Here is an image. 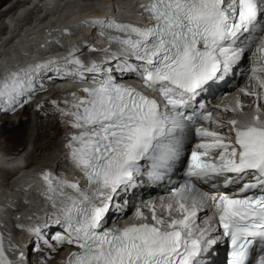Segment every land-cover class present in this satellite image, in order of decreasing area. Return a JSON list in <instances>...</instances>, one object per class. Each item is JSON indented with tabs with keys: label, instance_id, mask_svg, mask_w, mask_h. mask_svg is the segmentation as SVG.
Instances as JSON below:
<instances>
[{
	"label": "snow or ice",
	"instance_id": "obj_1",
	"mask_svg": "<svg viewBox=\"0 0 264 264\" xmlns=\"http://www.w3.org/2000/svg\"><path fill=\"white\" fill-rule=\"evenodd\" d=\"M138 7L146 22L111 16L87 22L110 45L89 47L101 56L82 59L85 53L78 57L73 50L65 58L71 68L62 78L92 83L80 89L83 97L71 93L75 111L57 108L70 117L67 123L75 131L67 134L64 147L86 183L41 174L55 212L43 225L27 228L37 238L36 250L74 246L64 264H213L212 253L224 243L227 264H264L261 109L257 106L250 120L227 121L224 134L218 130L224 123L201 100L235 74L254 45L248 69L253 90L240 91L261 98L264 0H147ZM58 63L9 73L0 82V110L28 103L30 96L21 98L35 90L33 74ZM236 107L243 105L237 101ZM193 133L200 142L185 162L181 153ZM185 163L182 181L167 188L170 199L142 201L132 221L119 226L138 190L171 183L177 165ZM110 213L119 214L111 227ZM57 227L62 231L51 237L43 231ZM19 259L25 260L23 252ZM0 264H13L2 235Z\"/></svg>",
	"mask_w": 264,
	"mask_h": 264
},
{
	"label": "bare ground",
	"instance_id": "obj_2",
	"mask_svg": "<svg viewBox=\"0 0 264 264\" xmlns=\"http://www.w3.org/2000/svg\"><path fill=\"white\" fill-rule=\"evenodd\" d=\"M2 1H5V0H0V3ZM7 1L8 0H6L5 2ZM81 1H84V0H19L18 4H16V6H13L10 11V6L14 5L15 2H17V0H9L6 3V5L9 6L10 14L6 13L3 16L0 14V66L2 64H4V66H7V64H9L10 62L16 61L19 57H21V60H24L25 62H27V65L33 64L34 62H36V64L38 63L46 64L48 60L50 59H57L60 57L67 58L69 54L71 53V51H73L72 47L65 48V49H59L57 46L56 49L51 50V52L49 53H46L44 52L43 47H40L39 45H37L36 37L41 34H44L45 29L48 25L54 26L56 24H59L60 26L67 25L69 27H73L77 20H80L81 18L91 13L92 10L83 11L82 9H80V4L87 3V2H81ZM100 3L98 2L94 3V0H92V2H90L88 5L91 6L94 4V5L99 6L101 4L104 5L108 2H105V3L102 2L101 4ZM119 3L121 4V6L118 9L119 13L124 14L126 10L129 12L134 11V8L139 3V1L138 0L137 1L136 0H124L123 2H119ZM3 6H5V4ZM90 9H92V7ZM89 45H90L89 41L88 40L85 41L83 43V48L81 49V51L85 52ZM59 64L65 66V61L59 62L56 65H59ZM9 68H12V67H9ZM83 87H87V84L80 82V83H77L73 89L67 90L63 88L60 90H56L53 93L54 95L56 93L57 94L59 93L60 94L59 96H63V98L60 100L61 108L70 109L72 111H75L74 109L71 108V103L73 102V97L71 93L76 92L77 97H82L83 92H81L80 89ZM42 91H44V88L42 86H39L37 91L31 92V94L28 95L24 100H28L29 96L31 99L33 98L32 97L33 94L36 95L38 93H41ZM250 97L251 95H244L242 103L244 104L249 103L251 100ZM241 99L242 97L238 101L240 102ZM37 101L39 100H36L34 103H36ZM65 101H68L69 103L65 104ZM44 103L45 102L43 101L40 104L43 105ZM226 105L231 106V107L234 106L233 100H230V99L227 100ZM18 107L21 108L20 106ZM17 108H15L14 110H9V113L11 112L12 115L18 117L19 112L16 111ZM26 111H28V107L26 108L25 106H23V113H25ZM3 114L6 116V118L4 119L0 118V122H1L0 123V134L6 137V139L10 141V143L14 144V146L15 145H17L18 147L24 146V139H25L24 137L27 135V132H28L27 124L29 123V121L28 120H26L25 122L19 121L17 124H14L13 123L14 121H11V119L9 118L10 115L8 114L7 111H3ZM58 114H60V112ZM59 116H60L61 126H65L64 128H67V130H65L66 134H68L71 131H75L71 129L69 127V124L67 123L70 117H63L61 116V114ZM39 117H40L39 118L40 121H42L43 117L42 116H39ZM38 137H41L40 134L38 135ZM65 139L66 140L63 139L62 142L60 143L59 145L60 147L61 145L66 143L67 135ZM59 151L61 152V154L65 153L64 155L67 156V149L64 146H62V148H60ZM22 158L23 157L18 158V159L16 158L12 161H5V162L1 160L0 158V165L6 167L5 171L0 170V177L3 172L8 173V176H9L8 178L15 176L20 170V168L17 167V163L19 162L21 163ZM51 161H53V158ZM72 169H73V175L75 176L76 172H74V167H72ZM43 172L44 170L41 171V173H39L38 175L32 176L26 180L24 179L15 180L11 185L18 186L20 188H26V185L30 181H32L36 177L41 178V174ZM2 179L4 180L5 178H2ZM40 180L44 184V181L42 180V178ZM30 189L31 187L29 189L24 190V192L26 191L28 194H30L29 192ZM41 190L42 189L40 188L37 189V191H41ZM18 193L19 191H14L12 189H6L5 193H0V203L5 204V206L7 207L12 206L14 202L11 201V199L17 196ZM34 196H35L34 194H32V197L28 195V199H30V201H33ZM7 207H5L3 210L0 209V228L2 229V232H3L5 252L9 254L10 258H13L11 259L13 261V264H30L29 261L24 260L23 262H21L19 259H15L13 251H17L18 249L19 252L24 253L25 259L27 258L26 251L28 250V248L25 247L26 248L25 250L23 245H20V244H23L22 241L26 243L27 240L28 242H30V244L28 243V247L31 246L34 242L36 243L37 238L34 235L28 236V234H31V233L27 231V228L36 226L38 224H35L36 223L35 221L30 220V222L35 225L26 226L24 223L28 220V217H26V215L22 216L21 218H18V217L11 218L10 211L9 209H7ZM46 209L49 210L48 204L40 205L37 207V211L38 212L40 211V213L42 214V217H45V218L48 216L47 213L45 212ZM13 222L24 226L23 228L19 227L16 230L20 232L19 235H16L17 238L20 239V241L17 238L13 242L12 240H8L7 235L11 234V232H9L10 231L9 228L13 226L12 225ZM6 225L9 227H7ZM23 233L25 235V238H23L24 236L22 235ZM13 245L17 247V249H15V247L11 249L10 247H12ZM22 248H24V251L22 250ZM220 248L221 246L216 252L212 253V258H215L219 254ZM51 252L52 253L55 252V254H58L53 264H58V263L60 264L62 260H61V257H59V253H60L59 249H57L56 251H52L45 247L43 252H38V253H39L40 259L42 258L44 259V258H48Z\"/></svg>",
	"mask_w": 264,
	"mask_h": 264
},
{
	"label": "rangeland",
	"instance_id": "obj_3",
	"mask_svg": "<svg viewBox=\"0 0 264 264\" xmlns=\"http://www.w3.org/2000/svg\"><path fill=\"white\" fill-rule=\"evenodd\" d=\"M5 1H2L0 3V6ZM123 1L124 0H122L120 2H123ZM7 2H5V3H7ZM81 2H84V1H81ZM86 2H87V4H89L90 2H92V0H87ZM97 2L100 3L99 1H97ZM103 3H105V2H103ZM101 5H103V4H101ZM101 5H99V6H101ZM13 6L14 5H12V7ZM80 6H81V4H80ZM55 95L59 96L60 94L56 93ZM32 97L33 98H31L30 100L28 99L29 102L26 103V105H24L26 108L28 107V111H26L27 113L26 112L23 113V107L19 108L18 105L15 107V108L18 107L16 110L17 112H19L18 117L12 115L11 112L9 113V111H7L8 114L10 115L9 118L11 119V121H14L13 122L14 124H17L19 121H22V122H25L26 120L29 121V123L27 124L28 132H27V135L24 137L25 138L24 139V146H22V147H18L17 145L14 146V144L10 143V141H8L6 139V137H4L0 134V152H1L3 157H5V156L12 157L16 153H18V154H20L19 157H23L24 162L26 161L25 162L26 164L33 163L36 165L37 164L40 165V164L50 163L52 158H54L58 155L60 156L61 152L59 150H60V148H62V146H64L65 143L63 145H61V147L59 145L63 139L66 140L65 138H66L67 134H66L65 130H67V128H64L65 126H62L64 129L63 130L60 127L61 126V121H60V116H59L60 114H58L59 111L57 110V108H61L60 101L59 102L57 101L56 105L49 104V102H45L42 105V107H40L39 110H37V111L32 110L29 113V111H30V105L29 104L34 100L35 94H33ZM59 98L61 100L63 98V96H59ZM39 116L43 117L42 121H40ZM4 118H6V116L2 115L1 119H4ZM39 134L41 137H38ZM72 167L73 166H71V168ZM8 177H9L8 173H6V172H3L1 174V178L6 179ZM28 222H29V220L24 222L26 226L31 225V224H28ZM10 232H11V234L7 235L8 240H12V242H13L17 238L16 235H19L20 232L15 231L14 229L10 230ZM22 235H24V233ZM23 238H25V235L23 236ZM23 238H22V240H23ZM18 240L20 241V239H18ZM22 243L23 244H20V245H23L24 248L25 247L28 248V250L26 251L27 258L25 259V261H29L30 264H53L54 260H56V258H57L58 254H55V252H53V253L51 252V254L48 256V258L40 259L39 253L35 247V242L29 247H28V243L30 244V242H28V240L26 243L24 241H22ZM14 245L10 248L11 249L14 248L15 247ZM24 248H22L23 251H24ZM26 248H25V250H26ZM44 249H45V247H44ZM35 259L38 262H36Z\"/></svg>",
	"mask_w": 264,
	"mask_h": 264
},
{
	"label": "water",
	"instance_id": "obj_4",
	"mask_svg": "<svg viewBox=\"0 0 264 264\" xmlns=\"http://www.w3.org/2000/svg\"><path fill=\"white\" fill-rule=\"evenodd\" d=\"M52 101H56V100H51V104H53ZM39 105H42V104L39 103V104L37 105V109H40V107H38Z\"/></svg>",
	"mask_w": 264,
	"mask_h": 264
}]
</instances>
